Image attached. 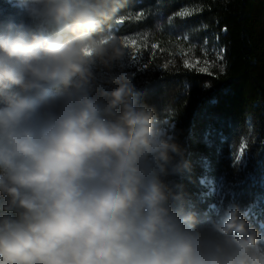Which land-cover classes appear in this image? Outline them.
I'll list each match as a JSON object with an SVG mask.
<instances>
[{
	"label": "clouds",
	"instance_id": "9594fccd",
	"mask_svg": "<svg viewBox=\"0 0 264 264\" xmlns=\"http://www.w3.org/2000/svg\"><path fill=\"white\" fill-rule=\"evenodd\" d=\"M6 2L0 264H264V226L168 182L190 165L112 37L129 0Z\"/></svg>",
	"mask_w": 264,
	"mask_h": 264
},
{
	"label": "trees",
	"instance_id": "16d2710c",
	"mask_svg": "<svg viewBox=\"0 0 264 264\" xmlns=\"http://www.w3.org/2000/svg\"><path fill=\"white\" fill-rule=\"evenodd\" d=\"M0 12L15 10L0 0ZM118 20L112 37L140 45L135 61L124 46L140 100L174 126L190 165L170 185L201 214L238 204L264 226V0H129Z\"/></svg>",
	"mask_w": 264,
	"mask_h": 264
},
{
	"label": "snow or ice",
	"instance_id": "6c2138e0",
	"mask_svg": "<svg viewBox=\"0 0 264 264\" xmlns=\"http://www.w3.org/2000/svg\"><path fill=\"white\" fill-rule=\"evenodd\" d=\"M188 14L189 13H187V12H181L180 13L181 16H185V15H188ZM117 22L120 23V24H123L124 20L120 19ZM124 46L127 47V48H130L133 51L132 59H133V61H135V59H136L135 53H137L139 51V47H140V45L137 43V39L133 38V39H128V40L124 41ZM152 47L153 48H158L159 45L154 44V45H152ZM218 56H219L220 59H223V50H220V53H218ZM195 63H196V65H199L200 61L197 60ZM204 63H205V65H210L211 62L210 61H205ZM185 66L189 67V68L194 67V65L192 63H188V62H186ZM199 71L208 72V67L207 66L201 67V68H199ZM243 154H244V149L241 148L240 155L243 156ZM238 162H239V158L236 159V163H238Z\"/></svg>",
	"mask_w": 264,
	"mask_h": 264
}]
</instances>
